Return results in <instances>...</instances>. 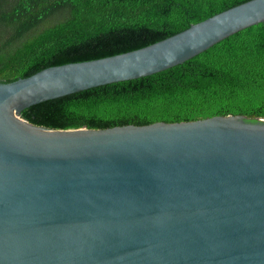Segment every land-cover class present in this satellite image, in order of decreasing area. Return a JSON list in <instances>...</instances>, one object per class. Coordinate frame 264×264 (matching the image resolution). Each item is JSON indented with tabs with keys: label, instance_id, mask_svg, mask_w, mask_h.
Here are the masks:
<instances>
[{
	"label": "water",
	"instance_id": "water-1",
	"mask_svg": "<svg viewBox=\"0 0 264 264\" xmlns=\"http://www.w3.org/2000/svg\"><path fill=\"white\" fill-rule=\"evenodd\" d=\"M263 21L264 0H247L137 49L0 82V264H264V119L52 129L20 117Z\"/></svg>",
	"mask_w": 264,
	"mask_h": 264
},
{
	"label": "trees",
	"instance_id": "trees-1",
	"mask_svg": "<svg viewBox=\"0 0 264 264\" xmlns=\"http://www.w3.org/2000/svg\"><path fill=\"white\" fill-rule=\"evenodd\" d=\"M247 0H0V82L151 44ZM264 119V21L165 70L21 110L52 129Z\"/></svg>",
	"mask_w": 264,
	"mask_h": 264
}]
</instances>
